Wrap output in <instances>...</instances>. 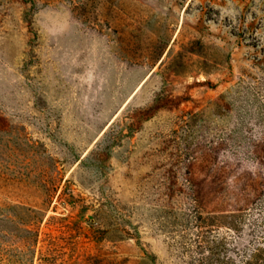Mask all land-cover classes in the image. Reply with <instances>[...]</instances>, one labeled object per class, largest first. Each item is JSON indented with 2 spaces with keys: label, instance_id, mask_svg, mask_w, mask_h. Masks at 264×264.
I'll return each mask as SVG.
<instances>
[{
  "label": "rangeland",
  "instance_id": "374dc122",
  "mask_svg": "<svg viewBox=\"0 0 264 264\" xmlns=\"http://www.w3.org/2000/svg\"><path fill=\"white\" fill-rule=\"evenodd\" d=\"M256 263L264 0H0V264Z\"/></svg>",
  "mask_w": 264,
  "mask_h": 264
},
{
  "label": "trees",
  "instance_id": "16d2710c",
  "mask_svg": "<svg viewBox=\"0 0 264 264\" xmlns=\"http://www.w3.org/2000/svg\"><path fill=\"white\" fill-rule=\"evenodd\" d=\"M236 229V228H235ZM256 264H259V263H256Z\"/></svg>",
  "mask_w": 264,
  "mask_h": 264
}]
</instances>
